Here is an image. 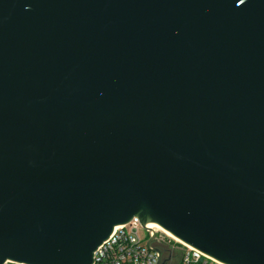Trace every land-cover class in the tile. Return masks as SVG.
<instances>
[{"label":"water","instance_id":"95a60500","mask_svg":"<svg viewBox=\"0 0 264 264\" xmlns=\"http://www.w3.org/2000/svg\"><path fill=\"white\" fill-rule=\"evenodd\" d=\"M134 217L264 264V0H0V264Z\"/></svg>","mask_w":264,"mask_h":264},{"label":"built area","instance_id":"2783aa9c","mask_svg":"<svg viewBox=\"0 0 264 264\" xmlns=\"http://www.w3.org/2000/svg\"><path fill=\"white\" fill-rule=\"evenodd\" d=\"M158 231L134 217L96 248L92 264H229L171 236L165 240ZM3 264L28 263L7 259Z\"/></svg>","mask_w":264,"mask_h":264},{"label":"bare ground","instance_id":"6f19581e","mask_svg":"<svg viewBox=\"0 0 264 264\" xmlns=\"http://www.w3.org/2000/svg\"><path fill=\"white\" fill-rule=\"evenodd\" d=\"M148 227L153 228L155 230H159V231H163L166 234H168L169 236L173 237L174 239H176L177 241H181L183 242L180 238H178L177 236H175L171 231H169L168 229L164 228L162 225H160L157 221H152V220H148L147 222ZM119 226V225H118ZM116 226V227H118ZM115 227V228H116Z\"/></svg>","mask_w":264,"mask_h":264},{"label":"rangeland","instance_id":"374dc122","mask_svg":"<svg viewBox=\"0 0 264 264\" xmlns=\"http://www.w3.org/2000/svg\"><path fill=\"white\" fill-rule=\"evenodd\" d=\"M142 236L144 237V238H146L145 236H144V232H142ZM158 236L159 237H162L163 239H165V240H168V239H171V237L168 235V234H166L165 232H163V231H158ZM173 239V238H172ZM174 242H175V240H173ZM181 245V244H180Z\"/></svg>","mask_w":264,"mask_h":264}]
</instances>
